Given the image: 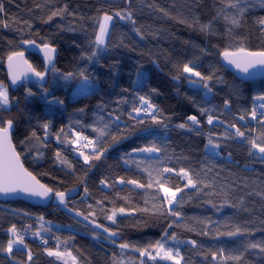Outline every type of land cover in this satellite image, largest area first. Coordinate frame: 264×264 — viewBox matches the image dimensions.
Listing matches in <instances>:
<instances>
[{"label":"trees","instance_id":"1","mask_svg":"<svg viewBox=\"0 0 264 264\" xmlns=\"http://www.w3.org/2000/svg\"><path fill=\"white\" fill-rule=\"evenodd\" d=\"M236 3L0 0V83L7 87L11 101L10 107L0 108V126L13 120L12 141L24 166L54 192L47 208L0 203V264H69L67 260L72 264H172L161 259L155 247L149 248L157 241L174 254L178 250L183 258L180 264H264V252L248 247L264 244V160L249 155L248 143L251 139L264 142V123L249 120L256 97L264 95V81L240 82L220 62L225 51L240 47L264 51V26L259 23L264 6L260 0H239L238 7L230 6ZM240 7L246 8L242 15ZM117 12H131L135 23L115 16ZM105 14L113 16V23L100 51L94 41ZM232 18L239 24H232ZM25 41L56 48L55 71L48 73L44 86L25 85L12 92L5 62L13 53L24 51L22 45L30 44ZM93 52L96 55L89 59ZM27 59L36 71H45L39 57L28 54ZM184 64L212 79L190 77L182 72ZM68 73L72 76L66 79ZM81 73L94 90L71 99L84 82ZM28 89L36 95L27 96ZM141 96L156 105L152 114L143 115L146 105ZM54 99L63 103H49ZM152 115L163 123H155ZM190 115H196L200 125H192L187 120ZM208 115L215 118L211 125ZM45 123L50 125L47 135ZM184 123L189 127H178ZM230 125L245 136H236ZM97 129L107 134L101 136ZM32 132L40 139L32 137ZM209 136L220 145L218 155L206 147ZM84 137L93 141L85 155L107 149L100 159L84 162L79 153ZM151 146L160 151H133ZM57 152L71 167L58 161ZM164 168L174 171L163 172ZM181 169L197 181L195 188L186 186ZM157 179L173 191L183 189L172 207L179 217L168 211ZM74 189L63 205L55 202V192ZM120 208L125 211L119 212ZM113 210L115 222L108 219ZM92 223L115 232V238L94 239L89 235L96 233ZM13 226L24 243L8 253L3 249L16 239L10 231ZM237 226L246 231L220 235ZM192 240L196 245L187 243ZM124 243L129 247L122 249ZM137 249H148L151 255ZM49 251L63 255L50 256ZM241 255L239 261L225 259Z\"/></svg>","mask_w":264,"mask_h":264},{"label":"snow or ice","instance_id":"2","mask_svg":"<svg viewBox=\"0 0 264 264\" xmlns=\"http://www.w3.org/2000/svg\"><path fill=\"white\" fill-rule=\"evenodd\" d=\"M130 2V0H129ZM245 3H247V0H244ZM261 6H264V0H260ZM239 0H237L236 4H232L230 6L232 7H238ZM0 11H3V5L0 4ZM239 11L241 15L244 11H246V8L240 7ZM58 13H53V16L57 15ZM115 16L119 17L120 19H127L130 20L132 23H135L134 20H132V13L128 12L126 14H121L120 12L115 13ZM52 17L50 16L49 19ZM113 16L105 14L102 18V23L99 27V33L96 36V40L94 41V44L96 46L97 50H100V46L105 44V38L108 34L109 29V23L112 21ZM231 23L234 25H238L239 21L235 18L231 19ZM259 23L264 26V18L259 20ZM7 26V25H5ZM207 27V26H205ZM137 32H139V29H136ZM25 43L35 44V41H25ZM43 51L44 55L49 63H51L54 59V54L56 53V48L52 47L50 44H44L43 45ZM96 55V52H93L91 56H89V59H92ZM224 58L228 61L229 64L234 65L237 69H240L244 73H248L249 69L256 66V65H264V51H249L245 49L244 47L238 48L236 51H225L223 53ZM19 57L22 59L23 53H13L8 57V67L9 71L11 73L12 83L15 84L17 81L22 79L26 72H32L35 76L39 77L40 80H43L44 76L46 75L48 69L46 68L44 72L36 71L30 64H27V61H23L24 64L27 65V68L24 71L19 70L20 65L18 62L14 63V58ZM53 71H55V66L53 65ZM183 73L190 74V77H199L200 81H210L212 79V76H203L199 71H196L194 67L190 66L189 64H184L182 67ZM83 77V81L87 82L88 77L85 76L83 73L80 74ZM139 75V74H138ZM72 76V73H68L65 78H70ZM178 79V77H175ZM192 83H199V81H191ZM205 88H208V84L204 83L203 85ZM47 92V89L44 90ZM153 91H156L153 89ZM211 91V89H209ZM36 93H34L31 89L27 90V96H35ZM257 100L264 101V95H260L256 97ZM140 100L143 101L144 105L146 107L143 108V111L145 114H150L152 110L156 109V105L152 104L148 99H146L144 96L140 97ZM49 103H60L62 104L63 101L60 100H53L49 101ZM11 101L9 98L8 89L6 86H4L2 83H0V108H8L10 107ZM230 105V101H225V107H228ZM261 109H264V103H261L259 105ZM133 111L137 114L141 112V108H133ZM202 112H206V109H201ZM131 115V114H129ZM250 115L253 119H256L257 117V110L255 107L250 112ZM116 120H119V116L115 117ZM152 119L157 124H162L163 122L159 120L155 115H152ZM214 117L212 115L207 116V123L209 125L213 124ZM241 120L244 119L243 116L240 117ZM187 120L191 122L192 125H200V120L197 118L196 115H190L187 117ZM13 120L9 119L7 121L3 122V125L0 126V193L9 194V193H16V192H24L28 193L30 195L34 196H40V197H47L50 193L53 192L52 188L47 187L46 185L41 184L36 178L32 175L31 172H29L26 168H24L23 163L20 159V153L16 151L15 146L12 143L11 138V130L13 128ZM49 124L45 123L42 125V127L45 129V135H47V129L49 128ZM107 127V125H105ZM164 127H167V125H164ZM180 128H186L189 127L188 124H180L178 125ZM230 127L235 128V135L238 137H244L245 133L241 131L238 127L235 125H230ZM62 131V130H61ZM97 131L100 132L101 136L106 135L107 133L103 129H97ZM32 137L36 138L37 140L40 139V137L37 136L35 132H32ZM80 134L77 133V140H79ZM57 139H59V136H57ZM85 140H87V137H84ZM113 140H116V137H113ZM76 141H73L75 143ZM93 141H88V144H92ZM251 148L249 150V155H259V158L261 160H264V142L258 143L257 140L251 139L248 141ZM88 144L85 145V147L88 146ZM211 146L212 152L214 155H218V153L215 152V149H218L220 145L218 143H215L211 136L208 138V143L206 147ZM107 149H102L100 151L93 150V156L85 155L83 152H80V155L84 157V162L88 163L90 159H100V157L104 154V151ZM133 151L138 152H158L160 149L156 146L151 147H145V148H139L134 149ZM38 155H42L41 153H38ZM56 157L58 161L62 164H68L69 167H71L70 162H68L66 159H60V153H56ZM174 171V169L171 168H164L163 172H171ZM180 173L186 177L187 179V185L195 188L197 186V181H195L189 172L185 171L184 169L180 170ZM149 176H151V173H149ZM159 187L163 190L165 193V196L167 198L168 203V211L173 215L179 217L181 214L177 211L172 210V205L176 202L177 193L180 191H183V189L177 188L175 191H173L170 188L165 187L163 184L160 183V180L157 179L155 181ZM102 184H106V181H101ZM120 183H125L123 178H120ZM129 184H136L139 187H144V185L139 184L138 181L135 180H129L127 181ZM148 187H152V183L150 182L148 184ZM87 192V189H85ZM56 197L59 199L61 203L65 200V193L64 192H55ZM125 209L120 208L119 212L123 213ZM116 210H113V213L111 216L108 217V219L113 220L115 222L116 217ZM172 225H169L171 227ZM10 231L13 233L14 236H16V239L9 240L7 247L3 249L4 251L11 253L13 251V245L14 244H23V238L16 234V228L15 226L10 229ZM105 231H109L108 229H105ZM244 231L239 226L236 227L235 231L227 232V233H220V235H228V236H236L239 234H242ZM115 232H111L110 236H115ZM167 235V233H165ZM172 240H176V236L171 237ZM114 242V241H113ZM187 243H190L192 245H196V241H188ZM120 247L122 249L128 248L129 245L127 243L121 244ZM155 247L157 249V255H160L163 253L162 258L168 259V260H174L175 264H180V261L183 259L180 257L179 251L177 250L175 254L173 253L172 249H165L164 245L157 241L156 244L149 245V248ZM249 248H259L261 252H264V244H258V243H251L248 245ZM137 251H141V254H148L151 255V253L148 252V249H137ZM221 251H223L221 249ZM48 255L50 256H57L60 257L63 254L60 252H53L49 251ZM70 255V254H69ZM28 258L31 260L32 254L31 252L28 253ZM152 259H155V256L151 257ZM216 258V253H213V259ZM73 259H75L73 257ZM225 259H234L239 261L242 259L241 256H232V257H225Z\"/></svg>","mask_w":264,"mask_h":264},{"label":"water","instance_id":"3","mask_svg":"<svg viewBox=\"0 0 264 264\" xmlns=\"http://www.w3.org/2000/svg\"><path fill=\"white\" fill-rule=\"evenodd\" d=\"M22 48L24 51L19 52V53H23L22 59L19 57L14 58V63L18 62L20 65L19 70L24 71L27 68V65L24 64L23 61H27V64H30V62L27 59V55L32 54V55L39 57L43 61L45 68H47L48 71L46 75L44 76L43 80H40V78L35 76L34 73L32 72H26L25 76L22 79H20L15 84H13L11 73L8 67V60H6L5 72L7 76V83H8V87L10 88L12 92L16 91L21 86H25V85L44 86L47 83L48 73L52 71L53 65L54 66L56 65L57 51L54 54L53 61L49 63L44 55L43 46H39L37 44H23ZM220 62H221L222 67L226 69L228 72H230L240 82L253 83V82L264 81V65H256L250 68L248 73H244L240 69H237L234 65L229 64L223 55L221 56ZM12 130H11V138H12ZM21 162H22V159H21ZM24 168L26 167L24 166ZM36 180L38 179L36 178ZM53 198H54V192L50 193L47 197L34 196L28 193L19 192V191L16 193H9V194L0 193V203L2 204L22 202L30 206L39 207V208H47L52 203Z\"/></svg>","mask_w":264,"mask_h":264},{"label":"rangeland","instance_id":"4","mask_svg":"<svg viewBox=\"0 0 264 264\" xmlns=\"http://www.w3.org/2000/svg\"><path fill=\"white\" fill-rule=\"evenodd\" d=\"M102 18L103 17H101L100 19H99V27H100V24L102 23ZM112 23H113V19H112V21L109 23V29H108V34H107V36H106V38H105V44L104 45H101L100 46V51H102V50H104V48H105V46H106V43H107V39H108V36H109V33H110V29H111V26H112ZM99 27H98V33H99ZM98 33H97V35H98ZM94 90V87L92 86V87H90V83L87 81V82H83V83H81L72 93H71V99H77V98H80V97H82V96H85V95H87V94H89L91 91H93ZM255 104H258L257 102H255ZM150 114H152V112L150 113ZM208 151L210 152V153H213L212 152V149H211V146L208 148ZM215 152L216 153H218L217 152V149H215ZM146 155H148V156H152V154L151 153H148V154H146ZM75 192H76V189H74V190H71V191H69L68 193H65V196H72V195H74L75 194ZM164 195H165V193H164ZM166 197V196H165ZM56 201V203L57 204H61V205H63L64 203H65V200H64V202L63 203H61L60 201H59V199L56 197V199H55ZM171 207H173V205L171 206ZM92 225V231L93 232H96V233H90L89 235H91L94 239H96V240H102V241H105L106 240V238H108V239H112V238H115V236H110V231H105V229L106 228H104V227H102V226H100V225H98V224H94V223H92L91 224ZM12 234V236L14 237V235H13V233H11ZM106 237V238H105ZM17 247H22V245H18V244H14L13 245V249L14 248H17ZM160 256H161V259H163V260H167V261H169V262H171L172 264H175V261L174 260H168V259H164V258H162V256H163V253H161L160 254ZM67 260V259H66ZM67 263H69V264H72V261L71 260H67Z\"/></svg>","mask_w":264,"mask_h":264},{"label":"built area","instance_id":"5","mask_svg":"<svg viewBox=\"0 0 264 264\" xmlns=\"http://www.w3.org/2000/svg\"><path fill=\"white\" fill-rule=\"evenodd\" d=\"M253 107H255L256 110H257V117H256V119H253V118L251 117V115H250V118H249L250 122H251L252 124H257L258 122H260V123H264V110H260L257 106H253ZM252 109H253V108H252ZM252 109H251V110H252ZM143 115L146 116V115H148V114H145V113L143 112ZM149 117H151V116H149ZM88 141H89V140H85V139H84V142H85L84 147L79 148V153H80V152L85 153V152H86V149H89V148L92 147V144H88ZM86 144H88L87 147H85Z\"/></svg>","mask_w":264,"mask_h":264},{"label":"crops","instance_id":"6","mask_svg":"<svg viewBox=\"0 0 264 264\" xmlns=\"http://www.w3.org/2000/svg\"><path fill=\"white\" fill-rule=\"evenodd\" d=\"M256 102L260 105L261 103H264V101L256 100Z\"/></svg>","mask_w":264,"mask_h":264}]
</instances>
